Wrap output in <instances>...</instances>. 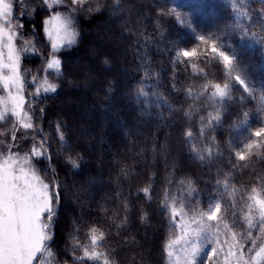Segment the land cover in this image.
I'll list each match as a JSON object with an SVG mask.
<instances>
[{"label":"trees","instance_id":"obj_1","mask_svg":"<svg viewBox=\"0 0 264 264\" xmlns=\"http://www.w3.org/2000/svg\"><path fill=\"white\" fill-rule=\"evenodd\" d=\"M240 2L236 0L237 4ZM92 3H99L101 9L78 18L76 27L80 36L77 42L61 52L65 62L61 78L56 80L54 73L49 75L50 80L61 86L41 105L47 112L46 131L50 122L57 119L66 121L72 128L73 148L84 158L79 169H70L64 159L55 154L51 161V166L58 173L57 178L66 181V185H62L66 186V191L61 193L55 226V243L59 249L57 260L60 264L65 261L72 264V256L66 248L71 247L69 233L75 218L94 222L107 216L108 222L104 227L109 228L113 235L104 247L115 249L117 264H167L162 245L169 226L165 215L156 209L164 177L173 170V166V178L190 179L195 182L197 190L209 187L208 183L199 181H213L217 168L222 173L231 171L232 182L237 187H248L253 184V177L264 175V158L259 156L252 157L247 168L233 170L224 158L210 160L206 167L188 152L189 146L183 143L178 133L189 123H198L199 117L207 113L194 112L190 118L185 113L191 106L201 103H213L215 106V100L205 102L201 96L194 101L186 96V90L191 88L193 92H200L202 85L223 84L226 76L223 64L211 56H201L185 64L186 58L183 57L177 62L175 52L196 47L198 35L219 37L225 50L234 51L240 66L246 67L244 74L252 85L261 89L264 87V40L242 37L243 29L238 25H245L250 32H260L264 30V18L258 11H252L250 21L238 16L230 0H92ZM262 4L264 0H249L250 11ZM159 5L176 7L181 13L180 18L190 20L191 26L178 23L171 17L158 19ZM37 9L36 14L28 19L27 29L34 26L41 38L46 14L41 12L40 6ZM47 51L46 48L44 55ZM40 58H35V65L31 67L39 68ZM193 63L197 65L196 71L191 67ZM144 67L151 69L152 77L144 86V91L150 94L147 101L137 99L136 95L142 86L140 80ZM110 82L113 87L111 93L107 91ZM173 84L178 92L173 91ZM211 91V88L207 89L209 94ZM152 93L164 97L175 111L170 112L163 104L157 107ZM231 95L232 99L221 105L229 115L224 117V125L214 133L218 141L228 137L239 140L247 135L243 127L229 131V125L243 119L236 113L248 111L253 128L260 126L258 117L264 115L258 111L259 93H254L257 99H252L236 85ZM241 96L244 97L243 102ZM145 103L152 105L151 114L144 108ZM208 111H213V108ZM161 114L166 118L164 121L157 119ZM169 132L171 135L166 138ZM52 138L55 140L54 131ZM164 148L168 149L166 157ZM238 163L234 159L231 161V164ZM124 172L128 173L127 177ZM153 173L155 199L150 204L143 196L137 200L136 189L145 186ZM129 193L133 194L129 206L136 207L129 216L130 223L118 227L121 224L118 216H122L119 201ZM193 198L200 197L193 193ZM141 207L149 214L143 223L139 219ZM79 238L84 240L83 230Z\"/></svg>","mask_w":264,"mask_h":264},{"label":"snow or ice","instance_id":"obj_2","mask_svg":"<svg viewBox=\"0 0 264 264\" xmlns=\"http://www.w3.org/2000/svg\"><path fill=\"white\" fill-rule=\"evenodd\" d=\"M230 2L233 11L248 21L252 11H258L264 18V4L250 11L249 0H241L240 4L236 0ZM40 3L44 10L51 13L43 22L50 51L46 56L38 53L42 59L40 68H25L22 71L25 53H37V44L40 43L26 38L35 37L36 32L34 26L30 33L26 32L23 23L36 9L27 7L24 0H0V122L10 125L0 129V264H60L57 260L59 249L55 243V226L59 218L61 193L66 191V186L62 185H66V181L57 178L58 173L51 166V161L55 154L63 158L70 169H79L84 162L83 155L73 148L72 128L66 121H52L46 131L44 122L47 112L41 105L49 94H56L61 86L50 80L49 75L54 73L56 80L61 78L65 69L61 52L77 42L80 36L76 27L78 18L99 12L101 5L93 4L92 0H40ZM56 7L65 11H53ZM156 16L158 19L175 18L178 23L191 26L190 20L180 18L181 13L176 7L159 5ZM238 27L243 29L242 37L264 40V30L250 32L243 24ZM197 41L196 47L175 52L177 62L181 57L186 58L184 63L187 64L195 58L211 56L223 64L226 78L223 84L202 85L200 92H193L191 88L186 90V96L194 101L201 96L205 102L214 98L215 106L213 103L191 106L185 113L187 117L200 111L207 115L200 116L198 123H189L178 135L189 146L188 152L193 158L205 163L206 167L209 166L208 161L224 158L233 170L247 168L252 157L264 158V115L258 117L260 126L253 128L248 111L236 113L243 119L229 125V131L243 127L247 131L243 139L228 137L218 141L214 133L224 125V117L229 115L221 105L232 99L231 93L236 85L252 99H257L254 93H259L258 111L261 113H264V87L256 89L252 85L250 78L244 74L246 67L240 66L234 51L225 50L219 37L198 35ZM229 48L233 46L229 45ZM191 67L196 71L195 63ZM142 71V86L136 95L137 99L147 101L150 94L144 91V86L152 78L151 69L144 67ZM172 88L174 92L179 91L175 84ZM208 88L212 89L210 94ZM107 91H113L111 82ZM151 97L157 101V107L163 104L170 112L175 111L164 97L156 93H152ZM240 100L243 102L244 97L241 96ZM151 107L147 103L144 105L149 114ZM209 108L213 111H208ZM157 119L164 121L166 118L161 114ZM52 131L55 132V140ZM168 135L171 133H166V138ZM167 152L168 149L164 148L165 157ZM153 154H156L155 144ZM233 159L239 163L231 164ZM165 167L169 165L165 163ZM123 174L125 177L128 175L127 172ZM154 176L153 173L145 186L136 189L137 200L143 196L147 203L153 202ZM174 176L173 166V170L164 177L156 209L165 215L169 226L162 247L170 264H264V175L253 177V184L248 187H237L232 182L231 171L222 173L217 168L213 181H199L209 184L208 188L200 190L192 180L183 177L174 179ZM193 193L200 198H193ZM132 196L129 193L119 201L122 216H118L121 219L118 227L130 223L129 216L136 207L129 206ZM139 211L140 221L146 222L148 211L143 207ZM107 222V216L94 222L85 221L82 217L73 220L72 232L69 233L71 247L66 248L72 256V264H117L115 249L104 247L113 235L109 228L104 227ZM82 230L83 241L79 238ZM204 255L206 261L202 260Z\"/></svg>","mask_w":264,"mask_h":264},{"label":"rangeland","instance_id":"obj_3","mask_svg":"<svg viewBox=\"0 0 264 264\" xmlns=\"http://www.w3.org/2000/svg\"><path fill=\"white\" fill-rule=\"evenodd\" d=\"M24 3H25V5L27 6V7H29V8H35L36 10H38L37 8L40 6L42 9H41V12H45V14H46V16H45V18L48 16V15H50L51 13L50 12H48V11H44V8H43V6L41 5V3H40V0H35V2H32V0H24ZM39 5V6H38ZM53 11H65V9H63V8H61V7H56V8H54L53 9ZM41 12H38V13H41ZM36 14V12L33 14V16ZM30 17H26L25 18V20L23 21V23H24V29H25V31L26 32H31L32 31V29H27V22H28V19H29ZM45 20V19H44ZM44 26V25H43ZM35 32H36V36L35 37H32V36H28V37H26V38H29V39H36L37 38V40H38V38H39V40L38 41H40V43H38L37 44V48H38V50L37 51H39V52H42L43 54H44V50L47 48L48 49V51H50V48H49V44H48V41H47V38H46V35H45V33L43 32V27H42V33H41V38L40 37H38V33H37V31H36V29H35ZM18 44L20 43V41H18L17 42ZM42 43V44H41ZM47 46V47H46ZM66 49V48H65ZM64 50V49H63ZM48 51H47V53H45V56H46V54L48 55ZM90 52L92 53V52H94L93 50H90ZM39 57H41L39 54H38V52L37 53H25V56H24V59L22 60V71L26 68V69H30V70H33L34 68L35 69H37L35 66H33V67H31V65L32 64H34V60H35V58H39ZM40 61L42 62V59L40 58ZM41 64L42 63H40V65H39V68L41 67ZM35 65V64H34ZM34 69V70H35ZM29 80H30V77H29ZM29 91H31L32 89H31V87L29 86V89H28ZM0 94H2V89H0ZM10 125H7V124H5L4 122H0V129H3V128H6V127H9ZM0 139H2V137H0ZM44 175L46 176L47 175V173H44ZM47 177V176H46ZM239 227V226H238ZM202 260H204V261H206L207 260V257H206V255H204V256H202ZM167 264H170V262H169V260H168V258H167Z\"/></svg>","mask_w":264,"mask_h":264}]
</instances>
